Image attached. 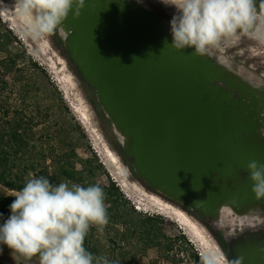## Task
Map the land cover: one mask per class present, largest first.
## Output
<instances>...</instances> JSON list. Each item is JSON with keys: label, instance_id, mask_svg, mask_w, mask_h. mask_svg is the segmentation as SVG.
I'll list each match as a JSON object with an SVG mask.
<instances>
[{"label": "water", "instance_id": "water-1", "mask_svg": "<svg viewBox=\"0 0 264 264\" xmlns=\"http://www.w3.org/2000/svg\"><path fill=\"white\" fill-rule=\"evenodd\" d=\"M63 27V47L138 177L200 213L192 219L225 264H264V226L241 231L250 210L264 214L246 170L264 164L263 78L225 49L176 51L170 20L145 0H86Z\"/></svg>", "mask_w": 264, "mask_h": 264}, {"label": "clouds", "instance_id": "clouds-1", "mask_svg": "<svg viewBox=\"0 0 264 264\" xmlns=\"http://www.w3.org/2000/svg\"><path fill=\"white\" fill-rule=\"evenodd\" d=\"M160 2L176 10L170 29L171 47L178 52L192 49L197 57H212L242 37L264 44V0H260L258 8L256 0ZM85 3L86 0H15L14 11L27 19L30 34L63 35L69 14L78 18ZM259 131L264 137V128ZM246 170L255 198L264 200V164L251 160ZM29 177L15 192L10 216L0 224V245L28 261L38 257L39 264H114L106 255H94L85 247L90 230L95 227L102 236L109 222L103 188L98 184H53L31 173ZM241 220L246 222L241 231L244 227L256 230L264 226V214L257 210H250ZM242 261L241 257L233 264Z\"/></svg>", "mask_w": 264, "mask_h": 264}, {"label": "rangeland", "instance_id": "rangeland-1", "mask_svg": "<svg viewBox=\"0 0 264 264\" xmlns=\"http://www.w3.org/2000/svg\"><path fill=\"white\" fill-rule=\"evenodd\" d=\"M14 4L15 0H0V19L2 24L5 25L0 27V29H11L20 42L18 46L23 45L34 61L43 68L46 74L41 72L33 73L36 84L41 88V91L37 92V94H40L42 103L46 101V104L57 105L54 112L51 113L50 119L41 122L40 118H38V124L37 122L34 123L35 137L31 140V145L35 144L39 148L44 145L46 151L48 142H50V144L55 143L56 148V152L53 155H49L46 162L41 159V164L47 166L52 176L59 182L64 171L69 168L64 164L69 161L68 157L64 155H68L70 152L75 154L73 156L76 157L71 160V167L78 171L82 169L80 161L88 156V151L91 148L96 153L99 162L109 173L111 179L127 197L130 202L128 209L134 207L137 211L147 213V229L152 234L163 238L171 229H178L186 235L194 250L205 261L209 264H220L214 256V252L217 253L216 249L203 231L196 225L204 235L200 236L201 234L193 231L192 227L188 226V221L178 216L174 211L183 212L193 221L190 215L178 209L175 205L143 190L134 181L127 168V166H130L134 170L133 161L127 157L122 148L117 147L118 142L112 133L109 122L99 114L92 100L91 90L88 89L83 78L76 74L73 63L65 51L60 50L61 45H54L53 40L49 36L37 37L30 34L26 27L27 19L14 11ZM259 4L260 0H257V8ZM224 47L233 54L256 58L258 62L264 64V44L256 40L242 37L238 42ZM0 57H5V54L2 53ZM4 77L17 80L18 74L15 73L13 76L6 75ZM11 95L13 97L8 99L9 104L8 102L5 104L4 101ZM22 96V89L18 84L13 89L8 88L3 93H0V121L6 119L3 105L13 109H17L20 106L21 108H28L29 106L28 109H30L33 107L32 105H37L34 100L29 98L23 103L25 105H20V102L23 101ZM16 103L19 106H15ZM48 130L55 140L49 141L45 137ZM2 195H15V191L0 185V197ZM130 209L129 211H131ZM132 219L136 221V217ZM90 231L97 240L96 246H99L97 249L100 250V254L97 255H106L114 264L193 263V259L182 249L180 250L178 246H175L173 252L169 253V256L175 257V263H172L167 258L168 253L165 249L159 255L151 250L144 252L142 246L136 244L129 227L123 223L116 224L111 219H109L102 236L96 232V229H91ZM0 249H2L0 251V261L4 264H39L38 258L28 261L23 257H19L18 254L5 245H0ZM125 253L127 256H124ZM217 255L222 263L225 264L218 253Z\"/></svg>", "mask_w": 264, "mask_h": 264}, {"label": "trees", "instance_id": "trees-1", "mask_svg": "<svg viewBox=\"0 0 264 264\" xmlns=\"http://www.w3.org/2000/svg\"><path fill=\"white\" fill-rule=\"evenodd\" d=\"M2 26L4 27L5 25L2 24L0 19V27ZM19 43L18 38L11 29H0V55L2 53L5 54V57H0V93H3L8 88L13 89V87L18 84L22 89L23 95V101L19 104L22 105L26 102L25 100L29 98L30 100H34V103H37V105H32L33 107L30 109H28L29 106L28 108H21L20 106L17 109H13L3 105L5 107L4 116H6V119L0 121V185L11 191L17 192L23 188L30 173L34 176H44L53 184H59L60 180L61 182L79 183L83 186L98 184L106 193L105 204L108 207L109 219L116 224H126L136 244H140L144 252L151 250L159 255L165 249L168 253L167 258L171 260L172 263H175V257L169 256V253L173 252L175 246H178L180 250L182 249L193 259V263L191 261L192 264H209L194 250L186 235L178 229H171L163 238H160L156 234H152L147 229V213L145 214L141 211H137L134 207H131V209L129 208L131 210L129 211L128 207L130 202L127 197L111 179L109 173L99 162L96 153H94L91 148L90 151H88V156L80 161L82 169L78 171H75V169L71 167V160L76 157L73 156L75 154L70 152V154L64 155L67 156L69 160L64 164L69 168L64 171L59 182L52 176L49 168L41 164V159L46 162L48 156L56 152V148L55 143L50 144V142H48V149L46 151L44 145H41L40 148L36 147L35 144L31 145V140L35 137L34 123L37 122L38 124V118H40L41 122L50 119L49 117L51 113L54 112L57 105L52 103L46 104V101L42 103L40 94H37V92L41 91V88L36 84L33 73H46L43 71V68L34 61L32 56L28 54L23 45L20 47L18 46ZM76 71L78 70L76 69ZM15 73L18 74L17 80L4 77L6 75L13 76ZM88 89L92 90L89 87ZM91 92L93 96L92 100L99 114L105 118L93 91ZM12 97L13 95L8 96L4 103L6 104L8 99ZM15 106L19 105L16 103ZM30 113L31 115H29ZM45 137L49 139V141L55 140L52 138V134L49 130ZM117 147L121 148L118 143ZM14 198L15 195H2L0 197L1 224L10 216L9 206ZM135 217L136 221L132 219ZM92 230H95V228L93 227ZM96 245L97 240L90 231L85 239V247L88 251L97 255L100 254V250L97 249L99 246ZM124 256H127V254L125 253ZM0 264L4 263L0 261Z\"/></svg>", "mask_w": 264, "mask_h": 264}, {"label": "flooded vegetation", "instance_id": "flooded-vegetation-1", "mask_svg": "<svg viewBox=\"0 0 264 264\" xmlns=\"http://www.w3.org/2000/svg\"><path fill=\"white\" fill-rule=\"evenodd\" d=\"M145 1H147L149 3V5L153 9H155L157 11V16L160 17V18H166V19H168V20L171 21L172 17L176 13L175 8L169 7V6H165L163 3L160 2V0H145ZM49 37L53 40L54 45H56V46L58 44L61 45V49L59 48L60 50L66 51L64 49V47H63V43H62V40L60 39V37L58 35V32L56 34H53V35L49 36ZM223 49L226 50V53L227 54H229V55L232 56L231 58L236 62V64H242V65L246 66L248 69H250V70L258 73L263 78V80H264V64L263 63L258 62L256 58H249L248 56L241 55V54H238V55L233 54L232 52H230L225 47H223ZM65 53L67 54L68 58L70 59L68 53L67 52H65ZM70 61H71V59H70ZM75 72H76L77 75L80 76L79 72L76 71V69H75ZM105 120L107 122H109L106 118H105ZM127 168H128V170L130 172L131 177L134 179L135 182H137L139 184V186L143 190L147 191L148 193H151V194L155 195L156 197H158V198H160V199H162L164 201H167V202L175 205L178 209L186 212L192 218L201 219L203 217L200 213L193 212V211H186L187 209H184L178 203H174L171 200H169L168 198L159 195L158 193L155 192V190L147 182H145L144 180H142L141 178H139L138 175L136 174V172L134 170H132V168L130 166H127ZM216 233H217L218 237L221 239L225 251L228 253L229 257H231L230 251H229V248H228V245L224 241L223 236H222V233L220 231H216Z\"/></svg>", "mask_w": 264, "mask_h": 264}, {"label": "bare ground", "instance_id": "bare-ground-1", "mask_svg": "<svg viewBox=\"0 0 264 264\" xmlns=\"http://www.w3.org/2000/svg\"><path fill=\"white\" fill-rule=\"evenodd\" d=\"M178 216H181L184 220L188 221V226L192 227L193 231H196L197 233L201 234L200 236H202L203 234L201 233V231L199 230V228L196 226V224L191 221L183 212L181 211H174ZM204 236V235H203ZM213 248V247H212ZM214 252V251H213ZM214 256L217 262H219L220 264H223L222 261L220 260V258L218 257L217 253L214 252Z\"/></svg>", "mask_w": 264, "mask_h": 264}]
</instances>
